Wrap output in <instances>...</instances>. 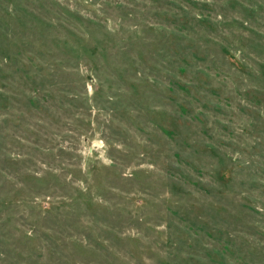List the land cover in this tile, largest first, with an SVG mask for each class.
I'll return each mask as SVG.
<instances>
[{"label": "rangeland", "instance_id": "1", "mask_svg": "<svg viewBox=\"0 0 264 264\" xmlns=\"http://www.w3.org/2000/svg\"><path fill=\"white\" fill-rule=\"evenodd\" d=\"M0 264H264V0H0Z\"/></svg>", "mask_w": 264, "mask_h": 264}]
</instances>
